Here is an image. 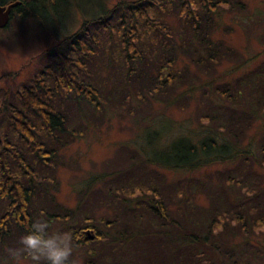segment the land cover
Wrapping results in <instances>:
<instances>
[{"label":"trees","instance_id":"obj_1","mask_svg":"<svg viewBox=\"0 0 264 264\" xmlns=\"http://www.w3.org/2000/svg\"><path fill=\"white\" fill-rule=\"evenodd\" d=\"M14 1L18 0H0V5L4 6ZM19 1L20 3L11 10L10 21L14 17L23 18L31 15L41 22L43 17L44 25L47 23L50 25L48 20H61V16L69 13L72 6L82 8L84 1L86 2V0ZM172 1L174 0L130 1L120 7L121 11L125 10L123 14L118 12L120 10L117 8L109 7H105L92 17L90 12V17L83 19L77 30L44 51L48 57L47 62L28 84L17 91L11 93L6 91L2 94L0 248H3L4 240L18 237L17 240H8L5 252L0 250L3 251L4 257H10L12 244L15 243V247L23 248V257H29L31 260L29 250L20 240L30 231H36L32 229L33 223L37 220H41L40 223L46 221L49 228H46L45 233L48 234L56 221L72 218L74 223L68 226L65 233L72 236V259L76 260L77 264H219L217 257L219 253L222 255V252H219L215 245L220 235V231L215 233L217 227L223 224V228L229 231L227 224L223 222L231 218L237 220L242 233L247 226L245 221L247 209L264 213V205L262 206L260 201L257 205L244 207L239 212L234 206L242 203L231 196L234 199L233 204L213 203L211 208L204 210L198 225L200 231L193 233L186 228L185 219L189 212L187 204L194 203L198 192L205 189V184L203 182L199 184L200 180L197 181L198 177L205 180L203 177L215 174L219 188L236 185L252 191L254 198L258 200L256 196L261 190L258 179L248 181V176L253 173L250 168L254 160L249 157V149L239 146V140L246 127L260 119L258 108L264 106V63L256 70H251L256 76L253 75L246 82V85L251 87L248 92L250 109L236 116L218 112L215 105L209 101L212 99L211 96L216 94L220 99L223 98V93H228L233 98L236 94L242 95L244 86L220 90L215 84L218 75L213 73L212 68L221 58L228 56L222 42L210 38V33L217 24L210 19L207 11L215 12L213 10L215 0H188L189 6L192 5L204 13L193 12L186 21H180L176 30H169L163 20L162 24L159 20L148 21V15L153 14L157 8L156 2L163 3L165 10L167 4ZM231 3L244 8V3L240 0H217V5L229 6ZM59 6H63L61 14L58 11ZM188 9L186 4H181L180 18L183 14L186 15ZM172 13L177 15L176 12ZM196 19L197 21H194ZM160 27L166 35L162 38L154 35L155 42L151 43L149 37L152 31ZM139 33L145 39L144 44H135ZM193 37L203 43L208 51L207 58L196 63L193 62L194 49L189 45ZM117 45L123 49L117 54L122 60L119 59L117 74L112 75L110 79L113 83L116 80L119 83L117 86L113 84L112 88L105 92L94 78V70L103 68L106 58H114L112 52L117 51L115 50ZM106 46L112 52L101 58L100 63L95 62L97 57L93 58L91 55L93 53L99 55ZM183 55L189 57L192 64L206 74L205 79H200L197 72H189L186 68L182 71L169 72L164 78V69L170 68L175 60ZM136 61L145 64L140 68L135 66ZM158 76H161L160 79ZM168 80L174 81L170 87H167ZM184 83H187V88L179 94L174 93L177 85ZM226 85L229 88L231 84ZM101 92L106 94L103 95ZM194 94H199V101L203 104L201 108L207 111L206 117L216 126L209 129L210 133H204L197 139L190 136L184 138L180 137L182 133L170 135L172 130L170 126L169 130L165 128L160 138L157 133L152 132L147 139L148 143L151 144V141L159 138L156 149L163 151L147 153L150 149L147 145L146 151L141 152L143 168L148 169V172H126L122 177L116 178H109L108 175L99 189L92 185L98 178L96 176L88 190L87 177L75 191L77 204L73 208H63L60 209L61 212H57L59 210L57 205L50 204L55 199L50 193L51 179L47 175L48 172L44 171L43 165L47 161L54 164L59 158V151L76 140L78 135L83 136L86 128L82 122L75 127L67 104L80 109L91 106L98 110L101 116L105 115L106 109L102 104L126 106V112L135 114L136 110L132 104L135 98L145 104H149L148 99L155 96L164 104H184L191 100ZM147 115L148 112L145 117ZM160 119L161 116L153 117L154 122ZM98 126L99 124L95 127ZM148 126L151 125L144 124L143 130ZM232 162H236L233 167L205 171L203 176L192 175L193 172L215 164ZM160 167L182 176L169 180L165 173H161ZM188 174L191 176H185ZM185 177L187 180L184 188L182 179ZM174 179L177 182H168ZM111 181L115 184H111ZM245 181L247 186L243 185ZM89 190H92L91 193H88ZM134 190L138 193L134 194ZM258 194L261 198L263 193L261 191ZM117 196L122 206L114 208L113 202ZM34 203L41 207L38 214H34L32 209ZM86 203L88 205H85ZM100 206L109 210L111 216L96 218V211ZM86 222L96 231V237L92 240L76 234V229L81 230ZM54 233H57V230ZM228 241L226 238L222 240L224 243ZM225 252L223 255L227 257L229 264H238L240 256L234 258L232 252ZM35 262L44 264L42 260Z\"/></svg>","mask_w":264,"mask_h":264},{"label":"rangeland","instance_id":"obj_2","mask_svg":"<svg viewBox=\"0 0 264 264\" xmlns=\"http://www.w3.org/2000/svg\"><path fill=\"white\" fill-rule=\"evenodd\" d=\"M88 1H84L82 8L72 6L69 13L61 16V20H48L51 26L48 23L47 25L43 24L45 22L43 17V22H41L31 15H26L23 18L14 17L8 23V27L0 29V100L4 92L8 91L11 93L28 84L47 62L48 57L44 51L51 48L64 36L77 30L81 21L90 17V12H92V17L95 13L97 14L104 10L105 7H109L110 9L117 8L120 10L118 12L123 14L125 10L122 9L121 11L120 7L134 0ZM240 1L244 3L243 9L234 3L229 6L217 5V0H215V8L213 9L215 12L207 11L211 16L210 19L212 18L217 24L216 28L212 29L210 38L213 41H221L222 47L226 48L228 54L227 57L221 58L212 68L214 70L213 73L218 75L215 84L220 90H231L232 86H244L242 95L236 94L233 98L228 93L222 94L224 99H218L216 94L211 96L212 99L209 101L215 105L218 112L224 115L233 114L236 116L238 113L250 109L248 92H250L251 87L246 85V82L253 75L256 76L255 73H251V70H256L261 63H264V0ZM182 3L186 4L189 9L186 15L183 14L180 18ZM156 4L157 8L153 14L148 15V21L159 20L162 24L163 20L171 31L178 29L180 21H186V18L191 16L193 12L197 13L200 11L201 14L204 13L202 10H196L192 5L189 6L188 0H174L167 4V9L165 10L163 9V3L156 2ZM62 7H58L60 14ZM93 10L95 11L93 12ZM171 12H176L177 15L175 13L171 14ZM194 21H197V19ZM154 35L162 38V36L166 35V32L161 27L154 28L149 37L151 43L155 42ZM144 40L143 35L139 33L135 44H144ZM189 45L194 49V63L207 58L208 51L197 38L193 37ZM103 49L104 51H101L99 55L97 53L91 55L93 58L97 57L95 62L100 63L101 58L112 52L108 50V46ZM115 50L117 51L112 52L114 58H106L104 67L94 70V78L98 80L105 92L109 91L113 84L117 86L119 83L117 80L113 83V80L110 79L112 75L117 74L118 66L120 65L119 59L122 60L117 54L121 53L123 49H121L120 45H117ZM86 55L89 56L88 52H86ZM251 56L255 57L250 58ZM134 64L142 68L145 63L136 61ZM239 64H243L242 67H234ZM185 68L189 72H197L200 79L206 78V74L203 71H199L198 66L193 65L190 58L184 55L179 56L170 68L164 69V78L169 72L182 71ZM160 77L158 76V79ZM173 82L168 80L167 87H170ZM226 84L231 85L228 88ZM186 88L187 83L177 85L174 93L179 94ZM195 92L198 93L197 91ZM198 95H192L191 100L184 104H164L158 101L156 96L155 98H149V104H145L135 98V101H132L136 110L135 114L126 112V106L118 107L102 104V101L101 104L106 107L104 116H101L99 111L91 106H84L80 109L67 104L69 105L75 127L79 122H82L86 128L83 136L78 135L76 140L68 143L59 151V158L56 159L54 164L47 161L43 165L44 171L48 172L47 175L51 179L52 187H50V193L55 199L50 204L55 203L57 205L59 208L57 212H61L60 209L63 208H73L77 204L75 191L78 190L81 181L87 177H89V185L86 188L88 190L93 178L96 176L98 178L93 181L92 185L99 189L108 175H110L108 176L109 178H116L117 176L122 177L123 173L126 172H148V169L143 168L144 161L141 152L146 151V146L148 145L150 149H148L147 153H152L153 151L161 153L163 150L156 149L158 139L163 135L165 128L169 130V126L172 128L171 132L169 131L170 135L182 133L183 135L181 134L180 137L184 138L190 136L197 139L204 133H210L209 129H213L216 126L206 117L207 111L201 108L203 104L200 103ZM218 102L223 104L220 105ZM258 110L260 119L246 127L242 138L239 140V146L250 150L249 157L254 160V164L250 168L253 173L248 176V181H256L258 179V186L261 189L259 192L262 191L263 193L261 198L258 194L259 192L256 196L257 200L254 198L252 191L241 189L236 185L228 188H219L215 174L208 175L206 178L203 177L205 180L198 177L197 181L200 180L199 184L203 182L205 189L203 188L202 192H198L199 195L196 196L194 203L187 204L189 212L186 214L185 224L188 231H193V233L200 231L198 225L201 221V216L205 209L211 208L213 203H223L222 205L233 204V197L242 203L234 206L239 212L244 207L257 205L259 201L262 206L264 205V106H261ZM146 111L149 115L145 117ZM155 115L161 116V119L154 122L153 117ZM146 121H152V123ZM98 124L99 126L95 127ZM144 124H150L151 126L143 130ZM152 132L157 133L159 138L149 144L147 139L152 135ZM235 163L215 164L204 170L193 172L192 175L196 177L198 175L203 176L205 171L233 167ZM160 168L161 173H165L169 180L177 177L181 178L182 176H178L172 171H165L162 167ZM182 180H184L182 185L185 188L187 179L185 177ZM168 182H177V180L174 179ZM110 183L115 184L114 181ZM119 185L118 183L117 186ZM243 185L247 186V182ZM91 191L89 190L88 193H91ZM137 193L134 190V194ZM85 205L88 204L86 203ZM121 206L122 202L119 200V196L115 197L113 207L118 208ZM40 208L37 203L32 204L34 214H38ZM109 216H111L110 211L103 206H100V209L96 211V218H107ZM245 221L247 226H245L242 233L238 228L237 220L231 218L223 222L227 224L229 231L223 228V224L215 230V233L220 231L219 238L215 244L219 252H222V255L219 253L217 257L219 264H229L227 257L223 255V253L226 254L225 251L232 252L234 258L240 256L241 259L238 260V264H264V213L259 210L251 211L247 209ZM245 221L243 220V223ZM73 223L72 218L56 221L53 229H50L48 234L51 235L55 230H57V233H65V230L69 228L68 226L73 225ZM89 229L93 228L90 227V223L86 222L81 230L76 229V234L85 237L86 230ZM45 232L46 228L44 229ZM245 233L246 236H244ZM17 238L12 237L9 239L17 240ZM223 238L229 241L224 243L222 242ZM8 240L3 241V248H0V250L6 251ZM3 251L0 252V264H37L32 258V261L29 257L24 258L22 255L23 248L21 246L15 247V243L12 244L10 257H4Z\"/></svg>","mask_w":264,"mask_h":264},{"label":"clouds","instance_id":"obj_3","mask_svg":"<svg viewBox=\"0 0 264 264\" xmlns=\"http://www.w3.org/2000/svg\"><path fill=\"white\" fill-rule=\"evenodd\" d=\"M37 220L32 225L28 235L21 237L20 242L29 250L33 260L43 261L44 264H77L72 259V236L68 233H44L45 228H49L46 221L40 223Z\"/></svg>","mask_w":264,"mask_h":264},{"label":"water","instance_id":"obj_4","mask_svg":"<svg viewBox=\"0 0 264 264\" xmlns=\"http://www.w3.org/2000/svg\"><path fill=\"white\" fill-rule=\"evenodd\" d=\"M18 4V1L13 2L7 6L0 5V28H3L7 25L10 15L11 9ZM86 238L92 240L95 238V233L93 229L86 230Z\"/></svg>","mask_w":264,"mask_h":264}]
</instances>
